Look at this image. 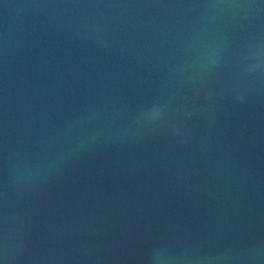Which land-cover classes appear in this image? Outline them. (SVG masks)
Segmentation results:
<instances>
[{
  "label": "water",
  "instance_id": "95a60500",
  "mask_svg": "<svg viewBox=\"0 0 264 264\" xmlns=\"http://www.w3.org/2000/svg\"><path fill=\"white\" fill-rule=\"evenodd\" d=\"M0 264H264V0H0Z\"/></svg>",
  "mask_w": 264,
  "mask_h": 264
}]
</instances>
